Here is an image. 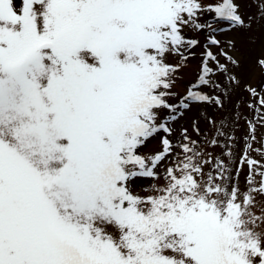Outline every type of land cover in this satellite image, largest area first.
<instances>
[{"label": "snow or ice", "instance_id": "obj_1", "mask_svg": "<svg viewBox=\"0 0 264 264\" xmlns=\"http://www.w3.org/2000/svg\"><path fill=\"white\" fill-rule=\"evenodd\" d=\"M241 30L264 0H0V264H264Z\"/></svg>", "mask_w": 264, "mask_h": 264}, {"label": "rangeland", "instance_id": "obj_2", "mask_svg": "<svg viewBox=\"0 0 264 264\" xmlns=\"http://www.w3.org/2000/svg\"><path fill=\"white\" fill-rule=\"evenodd\" d=\"M206 19H211L210 16H206ZM219 26V24H217ZM204 34L201 33V41L203 42ZM217 38L222 41V43H227L229 40L235 41V47L237 51L235 53H230L239 61L240 67L236 70V74L242 81V87L244 84L261 85L264 84V68H261L258 63L260 60L264 59V32L260 30H254L253 32L241 31H225L217 34ZM197 52L200 50L197 49ZM175 62V61H173ZM191 67L185 69L182 73L183 79L179 84L178 91H183L187 83L193 80L194 70L198 64V60H192L190 62ZM243 99L247 101L249 99L248 93L244 92L242 89L239 90L234 97V100ZM240 119L237 124V131L235 135L237 137H243L247 132V120L253 119L254 114L247 107L243 105L240 106ZM191 118V114L182 123L186 126ZM179 127V125H177ZM261 131V129H260ZM259 136V133H258ZM243 141L237 146V156H239V150L242 147ZM158 139L149 143L148 147L144 149L145 152H152L158 148ZM259 147V145H256ZM253 158L260 159V157L253 152ZM247 167L244 168L243 174L240 176L241 187L244 186L245 175L247 174Z\"/></svg>", "mask_w": 264, "mask_h": 264}]
</instances>
